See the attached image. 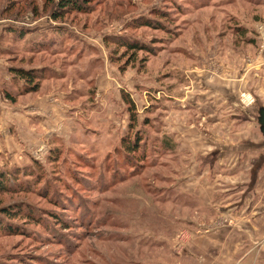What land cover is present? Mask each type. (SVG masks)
I'll list each match as a JSON object with an SVG mask.
<instances>
[{
  "label": "rangeland",
  "instance_id": "obj_1",
  "mask_svg": "<svg viewBox=\"0 0 264 264\" xmlns=\"http://www.w3.org/2000/svg\"><path fill=\"white\" fill-rule=\"evenodd\" d=\"M256 2L90 0L60 11L58 0H0V206L12 211L0 213V264L233 257L231 244L196 250L204 232L215 237L235 221H201L184 186L189 171L206 169L204 195L216 207L231 193L222 167L264 154L254 144L260 124L245 118L253 96L241 94L252 84L264 93L251 67L264 58L250 61L264 56ZM120 41L149 51L134 59ZM16 69L37 73L38 89L25 90ZM255 236L257 247L242 243L237 255L264 264V234Z\"/></svg>",
  "mask_w": 264,
  "mask_h": 264
},
{
  "label": "crops",
  "instance_id": "obj_2",
  "mask_svg": "<svg viewBox=\"0 0 264 264\" xmlns=\"http://www.w3.org/2000/svg\"><path fill=\"white\" fill-rule=\"evenodd\" d=\"M254 5L257 7L264 6V0H257V2ZM263 58L264 56L253 57L250 60L251 64L253 63V60H261ZM263 65H264V61H260L256 64H252L251 67L256 71V75L258 74L264 77V69L262 68ZM233 88L234 89L239 88V90H242L243 83L240 82L233 83ZM246 92H248L250 96H253V101L255 100L256 101L260 100V101L257 102L255 101L256 103L253 106H252L253 101L249 102L248 104L249 107L247 106V108H249L251 112L248 114V116H245V118L247 120L255 119L259 123L260 110L264 108V102L261 101L260 98H264V93L259 92L257 87H255L253 84L251 85V88L248 91L244 90L241 92V94ZM227 100H228V106L231 105L233 106V104L230 102L231 99H229V97L227 98ZM260 130H261V125H260ZM260 142L255 141L254 144H259L262 147V149H264V135H263L262 143ZM243 164L244 162H242V166ZM238 166H239L238 164L235 163L233 164L232 167H234V171H232V168L226 169L224 166L222 167V172H220V176L222 177L220 178V181L221 183L223 182V184L225 185L224 186L225 194L229 192L231 193L226 195L225 199L222 201V204L221 203L219 205L216 204L217 205L216 207L210 206L209 199L205 198L204 195V186L206 183L209 182L204 177V173L206 169H204L201 174H197V175H195L192 171H189V176L186 177L190 181L186 182V186H184L185 190L189 192V193H185V195H187L190 198V201L192 203H196V205L192 206V209L195 210V208H197L199 214L203 215V217L199 216L201 219L204 218L205 215L209 214L210 215L209 218L212 217L217 218L221 215H224L230 217L235 221V226L232 224L230 227L221 228L220 230H217L218 234L215 237H212L210 234L204 232V240L201 246L196 250L198 251L200 249L205 251L220 250L221 243L231 244L235 248L233 252L234 253L233 257L232 256L218 257L217 259L209 260L207 264H250V255L247 256L243 254L237 255L238 252L241 250V245L242 243H246V242H249L251 244L252 241L255 244L253 246L257 247L258 242L256 240L260 238V236H255V235L264 234V154H261V156L254 164H250L247 167L243 166L244 170H246L249 167L247 177H246V172H244V170H241V168L243 167L241 168L239 167L240 169L235 168ZM243 183H246L245 184L246 187ZM237 189H239V193L237 192ZM256 196H259V199H257ZM234 197H239V198L235 199ZM261 197L263 198L262 200ZM243 217H245L246 220L244 221V225L242 226ZM203 220L204 219H202L201 221ZM230 229H233L232 233H229ZM223 234L226 235L220 236ZM252 238H254V240ZM196 243L197 242H191L190 246L192 245L195 246ZM258 249L264 251V249H262L261 247H258Z\"/></svg>",
  "mask_w": 264,
  "mask_h": 264
},
{
  "label": "trees",
  "instance_id": "obj_3",
  "mask_svg": "<svg viewBox=\"0 0 264 264\" xmlns=\"http://www.w3.org/2000/svg\"><path fill=\"white\" fill-rule=\"evenodd\" d=\"M90 0H58V9L60 11H65V10H83V8H85V6L87 5V3ZM53 18L54 19H58L60 18V14L55 12L53 14ZM151 25V24H150ZM120 45L132 50V55L134 57V59L136 58V54L138 52V50H144V51H149V48H147L144 45H141V43L139 42H122L120 41ZM17 72V74L19 75V78H23L25 79L26 83H27V91H36L39 87V84H34V81H38L39 80V76L37 75V73H35L33 70L31 69H16L15 70ZM33 85V86H32ZM29 88V89H28ZM132 103V101L129 100V104ZM131 119L134 120V114L132 112L131 114ZM126 140V138L123 139V141ZM139 141L138 140H134V142L130 145H128L126 147V150H128L129 152L135 151L137 148ZM2 190H7L6 186L3 185V183L0 181V192ZM0 213H4L6 216H11L12 215V211L10 209V207L6 208L4 206H0ZM6 230V229H4Z\"/></svg>",
  "mask_w": 264,
  "mask_h": 264
},
{
  "label": "water",
  "instance_id": "obj_4",
  "mask_svg": "<svg viewBox=\"0 0 264 264\" xmlns=\"http://www.w3.org/2000/svg\"><path fill=\"white\" fill-rule=\"evenodd\" d=\"M259 123L261 125V131L264 135V108L260 110Z\"/></svg>",
  "mask_w": 264,
  "mask_h": 264
},
{
  "label": "built area",
  "instance_id": "obj_5",
  "mask_svg": "<svg viewBox=\"0 0 264 264\" xmlns=\"http://www.w3.org/2000/svg\"><path fill=\"white\" fill-rule=\"evenodd\" d=\"M244 97H246V100L248 99V97H247V96H244Z\"/></svg>",
  "mask_w": 264,
  "mask_h": 264
}]
</instances>
